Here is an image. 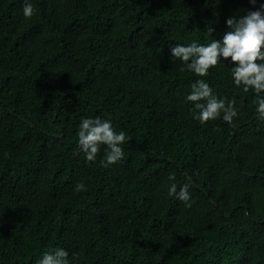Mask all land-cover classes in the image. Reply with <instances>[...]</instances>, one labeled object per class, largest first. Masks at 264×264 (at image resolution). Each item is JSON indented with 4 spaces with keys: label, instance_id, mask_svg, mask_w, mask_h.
Instances as JSON below:
<instances>
[{
    "label": "trees",
    "instance_id": "1",
    "mask_svg": "<svg viewBox=\"0 0 264 264\" xmlns=\"http://www.w3.org/2000/svg\"><path fill=\"white\" fill-rule=\"evenodd\" d=\"M28 2L31 18L25 0H0V264L56 248L69 264H264L257 95L234 84L230 58L198 77L171 53L221 39L264 0ZM198 79L235 100L231 124L193 119ZM96 117L125 133L107 167L105 145L94 162L79 149ZM173 183L190 185L188 202Z\"/></svg>",
    "mask_w": 264,
    "mask_h": 264
},
{
    "label": "clouds",
    "instance_id": "2",
    "mask_svg": "<svg viewBox=\"0 0 264 264\" xmlns=\"http://www.w3.org/2000/svg\"><path fill=\"white\" fill-rule=\"evenodd\" d=\"M253 5L257 0H249ZM33 5L25 0L23 14L31 18L35 13ZM227 30L221 39H213L208 44L192 42L188 45L175 44L171 48L172 56L182 61L184 69L194 73L198 77H205L210 68L216 67L221 58L229 60L235 66L231 70L234 84L243 86L244 91L252 89L257 95L255 103L259 118L264 119V3L254 11H248L246 15L229 17L226 20ZM208 31L211 33L212 29ZM186 100L194 103L195 111L193 119L205 124L217 119L223 113V120L229 124L238 115L235 100L225 101L218 98L213 89L204 79H198L191 85V92ZM78 144L79 149L85 155L88 162H94L100 152V146L105 145L107 150L101 161L105 167L114 164L123 158L121 147L125 143V133L116 132L110 120H102L99 117L85 118L79 125ZM169 180H175V174H169ZM185 184L177 192L175 183L171 184L169 195H175L177 199L188 202L190 194ZM76 191L86 190L83 183H78ZM39 264H69L68 252L62 248H56L51 252H44Z\"/></svg>",
    "mask_w": 264,
    "mask_h": 264
}]
</instances>
